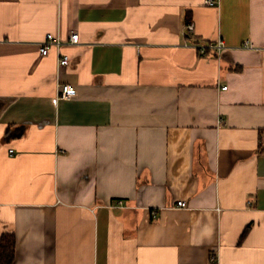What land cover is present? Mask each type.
<instances>
[{"label": "crops", "instance_id": "0c3cea01", "mask_svg": "<svg viewBox=\"0 0 264 264\" xmlns=\"http://www.w3.org/2000/svg\"><path fill=\"white\" fill-rule=\"evenodd\" d=\"M214 1L0 0L12 264H264V0Z\"/></svg>", "mask_w": 264, "mask_h": 264}, {"label": "built area", "instance_id": "2783aa9c", "mask_svg": "<svg viewBox=\"0 0 264 264\" xmlns=\"http://www.w3.org/2000/svg\"><path fill=\"white\" fill-rule=\"evenodd\" d=\"M205 4L213 6L215 4V1L214 0H205ZM186 28L188 30H192L193 25L191 23L187 24ZM78 39H79L78 33L75 32V33H72L70 35V42L71 43H77ZM60 44H61V41H60L58 36H54L51 33H47L44 37V40L40 43V49H39L40 55L46 56L52 46L59 49ZM211 46L214 47L218 53L223 51V49L225 48V44H224V41L222 39H219L214 45H211ZM243 46L244 47H251L249 45L248 41H246ZM201 51H203V48L201 49ZM68 63H69L68 55L60 53L59 59H58V67L59 68L65 67L68 65ZM59 87H60V93H59L60 98L70 99L76 95L75 88L70 84H67V83L60 84ZM10 152H12V150H10ZM177 206L185 207L186 203H185V201H182V200L177 201ZM155 213H156L155 210H153L152 215L155 216ZM212 259H215V257L212 256Z\"/></svg>", "mask_w": 264, "mask_h": 264}, {"label": "trees", "instance_id": "16d2710c", "mask_svg": "<svg viewBox=\"0 0 264 264\" xmlns=\"http://www.w3.org/2000/svg\"><path fill=\"white\" fill-rule=\"evenodd\" d=\"M186 21L190 22L189 15H187ZM263 132L264 131H260V133ZM14 257L15 237L12 233L3 234L0 238V264H12Z\"/></svg>", "mask_w": 264, "mask_h": 264}]
</instances>
